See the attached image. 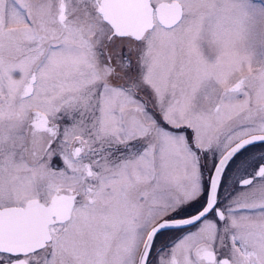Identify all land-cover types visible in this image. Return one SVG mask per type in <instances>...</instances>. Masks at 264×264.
<instances>
[{"label": "snow or ice", "instance_id": "snow-or-ice-1", "mask_svg": "<svg viewBox=\"0 0 264 264\" xmlns=\"http://www.w3.org/2000/svg\"><path fill=\"white\" fill-rule=\"evenodd\" d=\"M0 264H264V0H0Z\"/></svg>", "mask_w": 264, "mask_h": 264}, {"label": "flooded vegetation", "instance_id": "flooded-vegetation-1", "mask_svg": "<svg viewBox=\"0 0 264 264\" xmlns=\"http://www.w3.org/2000/svg\"><path fill=\"white\" fill-rule=\"evenodd\" d=\"M256 150H260L261 148L260 147H257V148H255ZM249 163H251V160H249ZM233 175V172L230 170L229 171V176L231 177ZM229 187H231V181L229 180Z\"/></svg>", "mask_w": 264, "mask_h": 264}, {"label": "rangeland", "instance_id": "rangeland-1", "mask_svg": "<svg viewBox=\"0 0 264 264\" xmlns=\"http://www.w3.org/2000/svg\"><path fill=\"white\" fill-rule=\"evenodd\" d=\"M252 151L255 152V153H259V152L261 151V149H260V150H256V149L254 148V149H252ZM229 183H230V182H229Z\"/></svg>", "mask_w": 264, "mask_h": 264}]
</instances>
